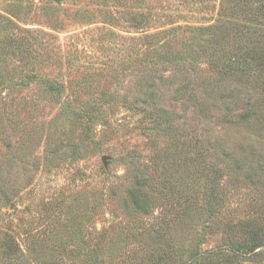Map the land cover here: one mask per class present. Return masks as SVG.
I'll return each instance as SVG.
<instances>
[{
  "label": "rangeland",
  "instance_id": "rangeland-1",
  "mask_svg": "<svg viewBox=\"0 0 264 264\" xmlns=\"http://www.w3.org/2000/svg\"><path fill=\"white\" fill-rule=\"evenodd\" d=\"M258 1L0 0V264L264 260L215 255L264 238V122L224 111L262 94L224 69L253 64Z\"/></svg>",
  "mask_w": 264,
  "mask_h": 264
},
{
  "label": "trees",
  "instance_id": "trees-1",
  "mask_svg": "<svg viewBox=\"0 0 264 264\" xmlns=\"http://www.w3.org/2000/svg\"><path fill=\"white\" fill-rule=\"evenodd\" d=\"M257 13L261 16H264V2L262 0L258 1V6H257ZM260 16V17H261ZM253 39L249 36V38L252 39V47L247 51V55L252 59V64L254 67H256L255 71H251L247 68H245V66H248L249 64H246V62H242L240 64L239 60H234L236 61V63H228L225 65L224 69L225 71L228 73V75L230 77H234V79L236 81L241 80L242 78L245 79H249L250 77H252L255 81V83L252 85L253 87L251 89L246 88V92H255L256 93H262L264 94V32H262V34L259 36H252ZM246 64V65H244ZM223 74V73H222ZM237 89V88H236ZM235 89V90H236ZM242 90V89H241ZM200 91H204V90H200ZM238 91V90H237ZM198 87H193L192 88V95H189V99L192 101L194 100V102L197 101L196 105H198V109L200 111H209L208 107H206V104L203 103V101L200 99L199 95H198ZM261 94V95H262ZM205 95L207 96V94L205 93L204 96L201 95L204 99ZM238 93L234 94L233 97L234 99L231 100L230 103L226 104V108H224V111L229 114L233 113V109H232V105H235L234 108L237 110L239 109L240 113H238L239 115H237L242 121H253V122H264V111L261 117H258L257 115V111L261 108L262 109V105L258 106L259 100H260V96L256 97V100H252L251 97H247L244 100V97H238L237 96ZM259 97V99H258ZM237 106V108H236ZM260 107V108H259ZM260 109V110H261ZM160 114V113H159ZM162 115V116H161ZM155 119H159L162 122H166V120L163 119V113L161 112L160 116L158 118ZM204 134V133H203ZM208 135V132L207 134ZM225 135V134H224ZM222 135V136H224ZM221 135H214L213 139L209 138L208 136H205L204 138H200L199 135H195V140L194 144H195V149L193 150V156H194V160L196 159H201L202 155H203V151L202 150H207L208 149H217V147H220V149L223 148L222 153L224 154H228V152H226L225 150V145H228L229 142L224 140V137H222ZM210 139H212L210 141ZM223 139V140H222ZM202 140H206L209 141V147L208 148H204L202 147L201 141ZM213 142V143H212ZM241 150H244L242 146H240ZM252 149V148H251ZM253 152V150L249 151V154ZM253 155V154H252ZM220 177V176H218ZM141 191V190H138ZM177 218V216H176ZM246 229H248V232H246V230H242L241 234L242 236L240 237H234V238H225L224 242L221 243V245H223L224 247H218L220 250L216 252L215 255L221 254L222 256H227L228 258L233 257V258H237L239 256H248V257H258L259 255H264V250L262 251L261 248L264 247V238H262L260 236V231L259 229L254 230L255 228L247 226L245 227ZM250 228V229H249ZM259 228V226H258ZM261 230V229H260ZM14 242H5L3 243L2 247L4 246V251L5 254L12 256L15 252L16 249L14 248L13 245ZM212 250H204L202 252H200L199 254H197L198 257L193 256L194 260L196 262H201V260L203 258H209L211 255ZM217 264V263H214ZM235 264H242L241 262H235ZM257 264H264V260L260 261Z\"/></svg>",
  "mask_w": 264,
  "mask_h": 264
}]
</instances>
